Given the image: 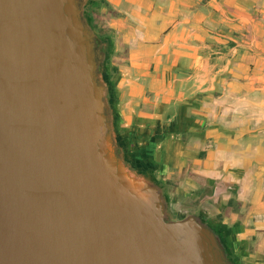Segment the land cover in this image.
<instances>
[{
    "label": "water",
    "instance_id": "water-1",
    "mask_svg": "<svg viewBox=\"0 0 264 264\" xmlns=\"http://www.w3.org/2000/svg\"><path fill=\"white\" fill-rule=\"evenodd\" d=\"M79 0H0V264H230L112 143Z\"/></svg>",
    "mask_w": 264,
    "mask_h": 264
},
{
    "label": "crops",
    "instance_id": "crops-1",
    "mask_svg": "<svg viewBox=\"0 0 264 264\" xmlns=\"http://www.w3.org/2000/svg\"><path fill=\"white\" fill-rule=\"evenodd\" d=\"M109 2L128 118L179 122L173 155L264 252V0Z\"/></svg>",
    "mask_w": 264,
    "mask_h": 264
},
{
    "label": "flooded vegetation",
    "instance_id": "flooded-vegetation-1",
    "mask_svg": "<svg viewBox=\"0 0 264 264\" xmlns=\"http://www.w3.org/2000/svg\"><path fill=\"white\" fill-rule=\"evenodd\" d=\"M79 6L84 21L96 33L97 73L99 80L107 85L110 133L117 155L130 169L158 186L167 205V217L181 220L192 216L212 229L230 264H264V254L251 248V241L243 237L239 225L231 220L235 213L230 206L216 207L213 195H217L212 182L200 177L194 165L182 164L173 155L171 147L178 142L175 136L180 131L179 122H166L165 119L162 126L155 119L154 123H143L141 118L134 121L128 118V110L123 107V76L117 59L123 52H120L116 32L109 27L114 16L112 4L109 0H79Z\"/></svg>",
    "mask_w": 264,
    "mask_h": 264
},
{
    "label": "rangeland",
    "instance_id": "rangeland-1",
    "mask_svg": "<svg viewBox=\"0 0 264 264\" xmlns=\"http://www.w3.org/2000/svg\"><path fill=\"white\" fill-rule=\"evenodd\" d=\"M180 161H184L183 158H181ZM198 180H199V177H198ZM199 181H200V180H199ZM200 182H201V181H200ZM201 183H203V182H201ZM213 188H214L213 190L216 191V186H215V185L213 186ZM229 192H230V191H229ZM213 198H214V202H217V206H216V207H218V208L220 207V209H221V200H222V199H221L220 197H218V198H219V200H218V198H217L216 196L214 197V195H213ZM235 204H236V203H235ZM225 207H226V205H225ZM238 223H239V224H237V225H239V227L241 228V232H240V233L243 235L244 238H246V239L250 242V241H251V240H250V237H251V236H247V235H245V232L243 233L244 228H246V227H245V216H241V217L239 218V220H238ZM248 241H247V242H248ZM252 241H253V240H252ZM250 245H253V246L251 247L253 250H254L255 248H257V249H258V253H259L260 255H263V254H264L263 251L259 250L260 247H258V245H255L254 242H250ZM255 254H256V253H255ZM260 255H259V256H260Z\"/></svg>",
    "mask_w": 264,
    "mask_h": 264
}]
</instances>
